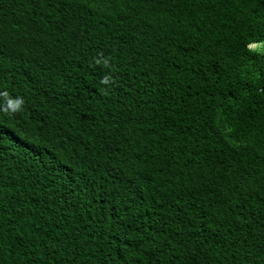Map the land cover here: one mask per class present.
Here are the masks:
<instances>
[{
	"label": "trees",
	"instance_id": "trees-1",
	"mask_svg": "<svg viewBox=\"0 0 264 264\" xmlns=\"http://www.w3.org/2000/svg\"><path fill=\"white\" fill-rule=\"evenodd\" d=\"M0 264H264V0H0Z\"/></svg>",
	"mask_w": 264,
	"mask_h": 264
},
{
	"label": "rangeland",
	"instance_id": "rangeland-1",
	"mask_svg": "<svg viewBox=\"0 0 264 264\" xmlns=\"http://www.w3.org/2000/svg\"><path fill=\"white\" fill-rule=\"evenodd\" d=\"M261 47L262 46L261 45H258V44H252V45H250V48L251 49H262Z\"/></svg>",
	"mask_w": 264,
	"mask_h": 264
}]
</instances>
